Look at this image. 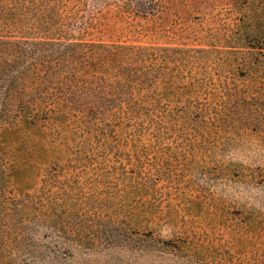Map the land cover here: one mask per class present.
<instances>
[{"label":"rangeland","instance_id":"1","mask_svg":"<svg viewBox=\"0 0 264 264\" xmlns=\"http://www.w3.org/2000/svg\"><path fill=\"white\" fill-rule=\"evenodd\" d=\"M12 3L0 264H264V0H58L64 43L104 57L73 58L77 99L8 93L9 42L40 39Z\"/></svg>","mask_w":264,"mask_h":264},{"label":"trees","instance_id":"2","mask_svg":"<svg viewBox=\"0 0 264 264\" xmlns=\"http://www.w3.org/2000/svg\"><path fill=\"white\" fill-rule=\"evenodd\" d=\"M58 0H13V32L20 34L29 19V28L37 35V41L13 40V77L11 88L13 99H77L72 83H78L75 69L77 65H85L86 57L92 58L90 65L104 63V57H94L95 45L64 43L57 23L53 16L57 14ZM53 2V3H52ZM80 58L79 63L73 58ZM73 64L74 67H71ZM67 66L59 76V70ZM67 87V88H66ZM33 122L37 116L33 115ZM29 124H33L29 119Z\"/></svg>","mask_w":264,"mask_h":264},{"label":"clouds","instance_id":"3","mask_svg":"<svg viewBox=\"0 0 264 264\" xmlns=\"http://www.w3.org/2000/svg\"><path fill=\"white\" fill-rule=\"evenodd\" d=\"M256 195H258V194H252L251 196L247 195L244 199L248 200V204L247 205L249 207H255L256 209H258L260 211H264V201H260V200L255 199Z\"/></svg>","mask_w":264,"mask_h":264}]
</instances>
